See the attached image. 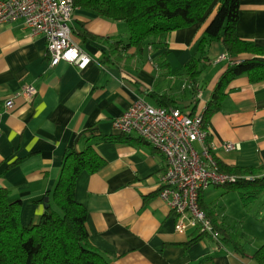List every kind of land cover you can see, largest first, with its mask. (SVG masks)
<instances>
[{
    "label": "crops",
    "instance_id": "obj_1",
    "mask_svg": "<svg viewBox=\"0 0 264 264\" xmlns=\"http://www.w3.org/2000/svg\"><path fill=\"white\" fill-rule=\"evenodd\" d=\"M216 8L137 56L123 48L128 40L123 22L75 9L71 39L91 58L83 70L66 62L51 67L44 38L32 37L22 20L0 25V187L10 191L11 201H20L22 226L43 214L65 151L90 146L104 166L78 176L74 198L86 208L89 242L110 264H257L252 255L264 243L263 224L243 217L241 228L250 232L239 243L244 254L224 244L221 235L220 244L203 234L188 246L200 233H177L175 214L158 196L164 157L135 135L107 139L119 137L113 121L138 99L188 114L207 105L226 70L227 61L218 60L226 54L222 44L209 45L196 82L183 70ZM236 33L264 47V0H239ZM25 85L36 90L31 99L20 94ZM225 92L221 109L204 128L217 147L214 158L230 167L264 166V83L251 84L241 75ZM225 143L240 148L225 152ZM207 194L214 192L202 191L204 212L218 229L231 232L227 210H233L235 198L226 201L221 192L217 204Z\"/></svg>",
    "mask_w": 264,
    "mask_h": 264
},
{
    "label": "trees",
    "instance_id": "obj_2",
    "mask_svg": "<svg viewBox=\"0 0 264 264\" xmlns=\"http://www.w3.org/2000/svg\"><path fill=\"white\" fill-rule=\"evenodd\" d=\"M216 5L215 14L183 70L192 82H196L208 62L205 55L212 42H220L228 55L226 70L205 106L203 128L221 109L225 91L233 79L246 75L251 84L264 83V47L241 39L236 33L239 0H73L75 9L123 22L128 33L123 48L131 49L133 56L143 54L148 46L161 45L167 34L198 23ZM159 99L160 104H164L162 98ZM121 136L123 134L107 139L118 140ZM216 162L219 172L242 178L223 186L227 192L243 189L256 193L264 189V166L239 168ZM103 166L104 159L90 146L79 152L67 149L57 182L46 194L48 202L43 214L37 222L26 226L19 220L20 201H11L10 191L0 187V264H110L89 242L86 208L74 198L78 176L82 172L96 173ZM246 176L254 179L246 181L243 179ZM201 195L202 192L198 201L204 211ZM214 226L224 244H230L235 252L244 254L242 246L232 238V232ZM201 235L186 244H193ZM252 259L257 264H264V243L254 251Z\"/></svg>",
    "mask_w": 264,
    "mask_h": 264
},
{
    "label": "built area",
    "instance_id": "obj_3",
    "mask_svg": "<svg viewBox=\"0 0 264 264\" xmlns=\"http://www.w3.org/2000/svg\"><path fill=\"white\" fill-rule=\"evenodd\" d=\"M73 0H0V25L22 20L32 37L46 42L49 65L66 62L83 70L91 61L71 39ZM219 61H227L223 54ZM238 63V62H236ZM20 94L31 99L36 90L25 85ZM11 100L5 102L10 107ZM205 106L196 114L174 107L153 106L142 99L133 102L113 121L118 134L135 135L165 159L158 179V196L176 216L175 230L195 229L220 244V233L199 206L200 192L210 186L234 184L241 177L219 172L212 152L217 149L203 128ZM195 143L199 149L195 148ZM225 152L239 150V144L225 143ZM246 181L253 176L243 178Z\"/></svg>",
    "mask_w": 264,
    "mask_h": 264
},
{
    "label": "rangeland",
    "instance_id": "obj_4",
    "mask_svg": "<svg viewBox=\"0 0 264 264\" xmlns=\"http://www.w3.org/2000/svg\"><path fill=\"white\" fill-rule=\"evenodd\" d=\"M208 188L209 191L213 190L214 194L213 197L209 196L210 194H207V196L212 198V202L217 204H219L217 201L220 198L219 194L221 192L225 193L222 196L226 198V201H229L231 198H235V207L233 210H227V215H231L229 216V219L232 221V229L230 230L232 232V238L236 239L238 243L245 241L246 235L250 233L247 227L244 229L241 228L240 222L243 221V217L249 216V221L251 224L252 222H256L258 224L264 225V189L256 193H251L249 190L243 189H236L227 192V189L223 188V186H210ZM214 198H217V200ZM233 215H236L237 218L232 219L234 217Z\"/></svg>",
    "mask_w": 264,
    "mask_h": 264
},
{
    "label": "water",
    "instance_id": "obj_5",
    "mask_svg": "<svg viewBox=\"0 0 264 264\" xmlns=\"http://www.w3.org/2000/svg\"><path fill=\"white\" fill-rule=\"evenodd\" d=\"M44 202H45V207L47 206V202H48V197L44 198Z\"/></svg>",
    "mask_w": 264,
    "mask_h": 264
}]
</instances>
